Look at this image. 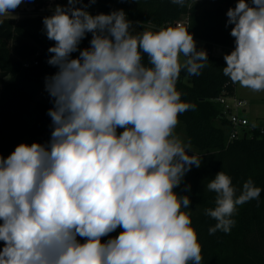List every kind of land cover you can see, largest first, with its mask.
Here are the masks:
<instances>
[{
    "label": "clouds",
    "instance_id": "1",
    "mask_svg": "<svg viewBox=\"0 0 264 264\" xmlns=\"http://www.w3.org/2000/svg\"><path fill=\"white\" fill-rule=\"evenodd\" d=\"M24 2L0 0V17ZM77 4L83 0L43 18L55 42L47 63L58 69L45 77L50 140L0 156V264H202L192 214L182 210L190 197L174 191L202 158L175 129L196 107L181 99L180 72L199 76L207 53L184 27L134 31L122 9L91 15ZM226 15L235 48L224 55L223 74L264 91V0H238ZM206 190L215 193V206L203 210L216 221L209 235L229 233L238 206L262 191L252 179L238 190L222 171Z\"/></svg>",
    "mask_w": 264,
    "mask_h": 264
},
{
    "label": "trees",
    "instance_id": "2",
    "mask_svg": "<svg viewBox=\"0 0 264 264\" xmlns=\"http://www.w3.org/2000/svg\"><path fill=\"white\" fill-rule=\"evenodd\" d=\"M28 2L38 12L50 7L49 0ZM55 3L67 6L68 0H55ZM83 5H88L86 10L91 15L122 9L132 21L134 31H155L186 21L185 29L194 40L203 41L207 66L199 76H189L186 69H182L177 81L182 101L196 106L179 115L177 128L185 133L187 142H191L189 154L201 157L202 163L199 168L193 166L174 191L190 197V208L182 210L192 214V225L202 248V264H264V133L257 129L250 138L230 141L229 122L216 101L222 95H235L237 88V84L223 74L224 55L235 48V38L230 34L234 25L227 23L226 9L222 4L204 8L193 0H185L183 7L171 0H96L95 3L83 0ZM53 10L22 18L0 17V156L4 158L21 143L45 144L51 138L48 110L53 107L52 98L46 91V102L35 107L32 103L45 85V77L58 70L47 63L52 55L48 48L55 42L49 40L43 30V18L51 16ZM91 38L88 33L79 49L88 48ZM217 46H221L224 53H217ZM78 56L79 51L72 53L73 58ZM25 62L31 64L25 66ZM33 115L35 119L31 122ZM219 171L229 175L238 190L252 179L262 191L258 200L238 206L232 217L235 225L229 233L217 231L209 235L208 229L216 221L203 210L215 206V193L207 191L206 184ZM185 185L191 186L190 191L184 190ZM3 247L4 242L0 241V251Z\"/></svg>",
    "mask_w": 264,
    "mask_h": 264
},
{
    "label": "rangeland",
    "instance_id": "3",
    "mask_svg": "<svg viewBox=\"0 0 264 264\" xmlns=\"http://www.w3.org/2000/svg\"><path fill=\"white\" fill-rule=\"evenodd\" d=\"M194 2L199 1L200 4L202 5V7H208V8H214L216 6H218L219 4H222L223 8L226 9V11L229 10V8H234L235 5L238 3V0H193ZM50 2V9H46V10H53L55 9V7L57 6V4L55 3V0L53 2V0H49ZM246 2L251 3V0H246ZM34 6H32L30 3L27 4V6L23 7V8H19L18 10H14L10 15L5 16V17H15V18H22V17H27V16H32V15H38V14H42L44 12V10L38 12L35 11ZM15 12H19V13H15ZM196 41V46L198 50H204V43L201 40H195ZM217 53H220L223 51L221 46H217L215 48ZM225 50V49H224ZM185 57L181 56V63H183ZM236 90L238 91V93L240 94V96H242L243 98H245L247 100V103H249L250 106H252L254 109H261L264 110V91L261 92H253L250 89L241 87L239 84H237V88ZM45 94H46V90H45V85L43 84L41 87V90L38 92V94L36 95V97L33 100L32 105L38 106L45 101ZM219 105V104H218ZM259 113V112H258ZM30 121L33 122L35 119V115L32 116V118L30 117ZM257 121V120H256ZM262 123L264 124V121H262ZM123 131L122 129H118V132ZM175 135H177L178 137L181 138L182 141H184L185 143H187L186 140V135L182 130H179L177 127L175 129ZM122 231V229L117 228L116 231H114L113 233L109 234V236L107 237H103L102 238V242H105L107 239L110 238H114L116 236L119 235V233Z\"/></svg>",
    "mask_w": 264,
    "mask_h": 264
},
{
    "label": "built area",
    "instance_id": "4",
    "mask_svg": "<svg viewBox=\"0 0 264 264\" xmlns=\"http://www.w3.org/2000/svg\"><path fill=\"white\" fill-rule=\"evenodd\" d=\"M186 24V21H180L175 27L185 28ZM220 53H224V51ZM30 64L29 62H25V66ZM216 101L219 106H221L222 112L229 122L231 128L229 136L230 141L250 138L257 129L260 130L261 133H264V126H260L256 120L250 118L247 100L236 95H222Z\"/></svg>",
    "mask_w": 264,
    "mask_h": 264
},
{
    "label": "crops",
    "instance_id": "5",
    "mask_svg": "<svg viewBox=\"0 0 264 264\" xmlns=\"http://www.w3.org/2000/svg\"><path fill=\"white\" fill-rule=\"evenodd\" d=\"M54 2V0H53ZM27 4H29L28 0H25L24 3H22L17 9L15 10H18L19 8H23L25 6H27ZM46 9H50V8H46ZM46 9L44 11H46ZM14 13V12H13ZM16 13V12H15ZM236 96L240 97V98H243L242 96H240V94L238 93V91L236 90L235 92ZM245 99V98H243ZM246 100V99H245ZM248 112H249V116L252 120H257L258 124L260 126H263L264 124L262 123V121H264V110H261V109H254L252 106L249 105L248 103ZM259 112V113H258Z\"/></svg>",
    "mask_w": 264,
    "mask_h": 264
},
{
    "label": "bare ground",
    "instance_id": "6",
    "mask_svg": "<svg viewBox=\"0 0 264 264\" xmlns=\"http://www.w3.org/2000/svg\"><path fill=\"white\" fill-rule=\"evenodd\" d=\"M236 95V94H235ZM224 115V114H223ZM225 116V115H224Z\"/></svg>",
    "mask_w": 264,
    "mask_h": 264
}]
</instances>
